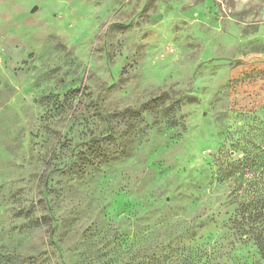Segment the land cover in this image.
Listing matches in <instances>:
<instances>
[{
  "label": "rangeland",
  "instance_id": "obj_1",
  "mask_svg": "<svg viewBox=\"0 0 264 264\" xmlns=\"http://www.w3.org/2000/svg\"><path fill=\"white\" fill-rule=\"evenodd\" d=\"M254 148L264 0H0V264H138L163 216L232 240Z\"/></svg>",
  "mask_w": 264,
  "mask_h": 264
},
{
  "label": "trees",
  "instance_id": "obj_2",
  "mask_svg": "<svg viewBox=\"0 0 264 264\" xmlns=\"http://www.w3.org/2000/svg\"><path fill=\"white\" fill-rule=\"evenodd\" d=\"M229 175L226 201L232 211L224 229L232 240L222 237L220 244L199 243L203 237L197 236L196 226L181 230L178 225L182 220L163 216L156 218L147 234L140 232L142 254L138 264H144L145 260H148L147 264H264V150L246 149L231 165ZM56 231L57 228L51 232V239ZM145 240L149 247L148 257H145ZM234 241L250 244L257 261L248 262L233 255ZM51 244L54 241H50L45 248V258L39 264H58ZM13 259L17 261L18 257ZM27 260H32L31 264H34L35 256Z\"/></svg>",
  "mask_w": 264,
  "mask_h": 264
}]
</instances>
